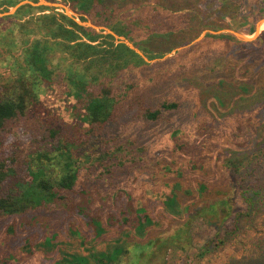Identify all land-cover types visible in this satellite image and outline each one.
Instances as JSON below:
<instances>
[{
    "label": "trees",
    "instance_id": "1",
    "mask_svg": "<svg viewBox=\"0 0 264 264\" xmlns=\"http://www.w3.org/2000/svg\"><path fill=\"white\" fill-rule=\"evenodd\" d=\"M108 1L63 3L81 21L109 28L143 52L156 53L149 58L161 57L199 34L193 35L196 24L188 13L172 11L157 0L130 4L120 14ZM258 1L236 4L252 14ZM18 3L0 0L4 10ZM34 9L25 3L0 20L21 18ZM34 23L40 36L32 39L34 29L18 23L26 35L22 63L13 65L18 72L13 83L0 89V264H150L161 248L188 244L195 219L223 225L233 215V174L244 209L235 215L227 234L217 231L204 249L222 248L228 239L244 238L251 231L247 227L257 228L256 216H264V178L258 177L264 164V31L250 42L226 32L207 33L177 52L200 48L187 62L190 71L184 83L234 113L222 116L224 123H219L194 105V134L172 130L169 158L153 160L145 156L148 150L141 136L128 134L129 126L118 137L112 131L116 123L122 125V117L131 120L130 125L139 120L170 122L169 115L181 107L180 99H159L146 87L176 72L168 69L173 58L150 64L149 71L143 58L126 44L114 43L112 34L63 13L39 14ZM210 24L216 29L225 26L217 17ZM155 39L158 45H150ZM227 44L229 53L224 52ZM55 50L67 53L71 63H86L80 70L70 64L64 75L58 74L49 59ZM159 66L164 70L159 72ZM196 68L200 76L193 74ZM135 69L140 72L137 80L127 77L122 85L115 84L119 71ZM102 74L109 79L100 83ZM63 80L66 89H59ZM49 93L61 94L60 107L71 119L69 129H63L60 119L48 120L33 111ZM18 132L30 140L19 138ZM193 135L202 139L197 143ZM224 145L251 150H230L226 155ZM148 193L163 207L157 214ZM176 218L184 221L177 225ZM160 219L170 221L173 230L165 237L153 230ZM259 232L245 237L240 257L224 264H264V223ZM101 242L106 245L97 248ZM80 247L86 252L75 250Z\"/></svg>",
    "mask_w": 264,
    "mask_h": 264
},
{
    "label": "rangeland",
    "instance_id": "2",
    "mask_svg": "<svg viewBox=\"0 0 264 264\" xmlns=\"http://www.w3.org/2000/svg\"><path fill=\"white\" fill-rule=\"evenodd\" d=\"M39 0H19V3L24 2L25 3H33L32 6L36 7V9L32 10L30 14L22 16L21 18L10 17L7 20H0V89H4L7 85H11L13 81L15 80L16 76L18 75V72L13 69V65L16 67L18 64L22 63V39L26 37V35L20 30L21 28L18 26V23H25L28 27L34 29V33L31 34L30 39L36 35L37 37L40 36L36 32V24L34 23L35 18L39 14H51L54 13L56 16H59L61 13L72 17L75 19V21L79 24L82 23H90V20H86L85 22L81 21L78 18V15L74 13L70 7L63 3V0H44L48 3H51L52 5H44L39 4L37 5ZM146 0H109L107 4L113 5L116 8V14H120L124 12L130 4H136V3H142ZM158 3L162 6L169 7L172 11H182L188 13L190 17V22L192 24H196L195 35L197 32L199 34L195 36V38H191L189 41L185 43L181 40H178V42H182L179 46L174 47L173 49L165 52L161 55V57L157 58H149L147 55H153L156 54L155 52H143L140 50L143 55L146 57V60L143 58L145 63L148 64L147 68L149 71H152L153 66L150 64H155L156 62L165 61L167 59L173 58L171 63L168 65V69H174L176 72L172 73L171 75H168L166 78L160 79L157 83L154 84V82H151L150 85L146 88L148 91L155 95V93L159 94V99L162 98H169L172 99H180L181 101V107L177 112H174L170 114V122H144V121H134V123L131 125L127 117H122L121 121L119 122L122 125H118V123L115 124L114 131H112V134L116 135L115 137H118L119 135L123 134L121 130H123L126 126H129V135L136 136L138 135V139L146 144V148L148 150V155H145L147 158H153V160H165L168 159L171 151L170 148V140L172 130L179 129L183 133H191L194 134L193 128H192V109L194 105H200L201 107L205 108L212 116L213 118L219 122L224 123L223 117L224 115L230 113H234L228 106L226 107H220L216 100L212 98H206L203 97V95H199L196 93L195 88L193 86H190L188 83H184L186 80L185 78L188 76V72L190 70H186L187 62L195 57L200 48L194 47L188 50H185L179 54L177 52L181 49H185L196 42L200 41L205 37L207 33L211 34H219V33H231V31L239 32L241 35L247 38H252L254 33H257V36L261 34L262 31H264L263 28H256V24L264 19V0L258 1V5L256 6L254 12L249 13L244 8H241L239 10V6L236 4V0H157ZM227 1L232 2V4H226ZM253 2L255 0H252ZM173 5V7H170ZM4 5H0V17L10 15L12 14L11 9L13 7L8 8L7 10H4ZM68 9L69 11H67ZM232 10V11H230ZM72 12V13H71ZM249 13V14H248ZM217 17L221 21L224 22V25L222 28H215L211 27L210 22ZM121 19V17H120ZM219 21V20H218ZM191 24V25H192ZM83 25V24H82ZM90 26V25H87ZM95 25H91L93 27ZM96 27V28H95ZM97 31L103 33V34H112L114 37V43L120 42V37L117 34H115L113 31H111L109 28H103L100 26H95ZM249 28L254 29L252 33H249ZM256 31V32H255ZM118 36V37H115ZM181 35H184L182 32ZM235 36V35H234ZM235 38L238 41L241 42H250V41H242L238 39L236 36ZM257 38V37H256ZM255 38V39H256ZM127 39V38H126ZM128 40V39H127ZM254 40V39H253ZM31 41V40H30ZM129 41V40H128ZM236 41V40H235ZM234 41V42H235ZM131 42V41H129ZM232 42V41H231ZM132 43V42H131ZM159 43V39H155L152 42H150V45L156 46V44ZM125 44V43H124ZM231 44V43H230ZM158 45V44H157ZM186 45V46H185ZM149 46V44H148ZM230 51L229 44L226 45V48H224V52ZM223 52V53H224ZM229 53V52H228ZM177 54V55H176ZM176 57V58H175ZM175 58V59H174ZM50 63L56 67V72L58 74H65L64 68H67L70 64H72L73 69L80 70L84 66L86 62L80 61L77 63H71L72 58L67 53H64L60 50H55L50 52L49 54ZM150 65V66H149ZM162 66V65H161ZM160 67V66H159ZM159 70V72L163 69V67L156 68ZM199 69L196 68L194 75L200 76L201 72L199 73ZM204 73L207 72L206 70L203 71ZM203 73V74H204ZM207 75V74H206ZM140 76L139 70L135 69L133 71L128 70H122L118 72V79L114 80L115 84L122 85L127 79V77H130V80H137ZM117 78V77H116ZM158 76L155 78L157 79ZM109 78L104 77V75H100L99 82L103 83L107 81ZM199 78L196 79V82ZM29 79H25L24 83L26 84ZM198 87V84H195ZM30 88V85H28ZM201 87V86H200ZM59 89H66V83L63 80L61 85L59 86ZM194 91H193V90ZM197 94V96H196ZM60 93H49L40 99V103H36L34 105L33 111L35 114H37L40 117L47 118L48 120L54 119L57 120L60 119L61 124L63 126L64 130H67L70 128L71 119L69 120V116L67 119L66 113L63 111V109L60 107H64V103L61 101ZM196 96V98H195ZM156 98L150 99L154 100ZM124 125V126H123ZM17 136L25 141H29L30 137L25 132H18ZM136 136V137H137ZM193 138L197 141V143L202 139L200 136L193 135ZM224 149V152H228L230 150L235 151H249L251 148L247 150L242 149H233L228 145L222 146ZM178 155V153H175ZM254 154H256L254 152ZM226 155H228L226 153ZM248 155V154H247ZM249 155H252V152L249 153ZM182 157H185V155H181ZM181 161V160H180ZM261 170V171H260ZM260 172L258 171V177L264 178V164L263 167L260 168ZM258 180V178H256ZM233 180V194L230 198V205L233 209V215L226 219L223 225L220 224L216 220V218H213L216 220V223H208L204 222L201 219H195L191 223L190 227V242L188 244H183L182 246H179L177 248H172L169 246H165L159 250V253L154 254L151 258L150 264H224L226 261L230 260L233 257H240V254L242 252V246L243 242L245 241V237L247 238L249 235H261L259 231L262 229V225L264 223V216H256L255 223H257L256 229H250L249 227L246 228L248 234L244 235V238L241 239H228L226 244L222 246V248L219 249H204V247L207 245V243L214 238L217 231H221L222 234H227V230H230L233 227L232 221L234 220V217L237 213L241 212L244 209V203L243 199L240 193V188L238 187L237 183V177L235 174L232 175ZM148 198L153 201V203L157 204L153 208V213L160 211L163 207L158 202V199L152 196L148 193ZM104 203L107 202V200L103 201ZM157 214V213H156ZM160 224L156 225L153 230L154 232L160 234V237H165L166 235L172 233V227L170 225V221H166L164 219L159 220ZM184 219H175V223L179 225ZM242 230H244L242 228ZM246 232V233H247ZM12 243L15 246L19 245V240L16 238H13ZM106 245V242H101L96 247L97 248H103ZM82 249L77 248L75 250ZM83 250V249H82ZM86 251L83 250V253ZM0 253H2V250H0Z\"/></svg>",
    "mask_w": 264,
    "mask_h": 264
},
{
    "label": "water",
    "instance_id": "3",
    "mask_svg": "<svg viewBox=\"0 0 264 264\" xmlns=\"http://www.w3.org/2000/svg\"><path fill=\"white\" fill-rule=\"evenodd\" d=\"M24 4V2H22V3H18L16 6H14L12 9H11V11L10 12H14L16 9H17V7H19L20 5H23ZM31 4H33V3H31ZM37 5H39V4H44V5H52L51 3H48V2H46V1H44V0H39L38 1V3H36ZM67 11H68V9H66ZM72 13V12H71ZM264 20V19H263ZM263 20H261V21H263ZM261 21H259L257 24H256V28H258L259 27V23L261 22ZM80 23V22H79ZM83 25H92V24H90V23H88V22H86V23H82ZM93 27H95V26H93ZM96 28V27H95ZM256 32V31H255ZM231 33H233L238 39H240V40H242V41H250V40H253V39H255L256 37H258L257 36V33H254L253 34V36H252V38H247V37H244L243 35H241L239 32H235V31H231ZM115 37H118V36H116L115 35ZM120 42H122V43H125L130 49H132V50H134L137 54H139L142 58H144L145 60H146V57L143 55V53L137 48V47H135V45L133 44V43H131V42H129L125 37H120Z\"/></svg>",
    "mask_w": 264,
    "mask_h": 264
},
{
    "label": "bare ground",
    "instance_id": "4",
    "mask_svg": "<svg viewBox=\"0 0 264 264\" xmlns=\"http://www.w3.org/2000/svg\"><path fill=\"white\" fill-rule=\"evenodd\" d=\"M69 11V10H68ZM264 27V22H262L260 25H259V28H263Z\"/></svg>",
    "mask_w": 264,
    "mask_h": 264
},
{
    "label": "crops",
    "instance_id": "5",
    "mask_svg": "<svg viewBox=\"0 0 264 264\" xmlns=\"http://www.w3.org/2000/svg\"><path fill=\"white\" fill-rule=\"evenodd\" d=\"M186 46V45H185Z\"/></svg>",
    "mask_w": 264,
    "mask_h": 264
}]
</instances>
